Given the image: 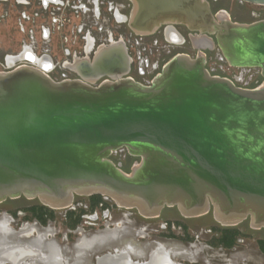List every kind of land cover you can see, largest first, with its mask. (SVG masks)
Returning a JSON list of instances; mask_svg holds the SVG:
<instances>
[{
	"label": "water",
	"instance_id": "water-1",
	"mask_svg": "<svg viewBox=\"0 0 264 264\" xmlns=\"http://www.w3.org/2000/svg\"><path fill=\"white\" fill-rule=\"evenodd\" d=\"M132 3L135 34L165 26L170 41L183 24L196 32L198 54L175 55L150 85L123 77L122 43L82 66L84 81L31 66L0 71V202L24 196L60 209L100 194L144 217L212 207L222 225L249 218L264 228V80L244 88L213 75L202 51L216 44L230 66L259 67L264 77V20L233 22L207 0ZM103 75L111 80L93 85ZM118 149L139 158L129 172L111 158Z\"/></svg>",
	"mask_w": 264,
	"mask_h": 264
},
{
	"label": "flooded vegetation",
	"instance_id": "flooded-vegetation-1",
	"mask_svg": "<svg viewBox=\"0 0 264 264\" xmlns=\"http://www.w3.org/2000/svg\"><path fill=\"white\" fill-rule=\"evenodd\" d=\"M207 1L213 14L225 12L233 22L264 20V5L243 0ZM234 2L247 5L244 17L233 16ZM132 7V0H0V71L31 66L55 81H84L82 66L91 64L102 50L122 43L130 59L123 77L150 85L175 55L198 54L191 39L196 32L183 24L174 25L182 38L174 35L170 41L165 26L150 35L135 34L128 23ZM202 51L213 75L227 77L244 88H256L264 80L259 67L230 66L216 44ZM105 80L111 78L103 75L93 85ZM111 158L127 172L139 161L125 149H118ZM0 223L7 229L5 236L0 235L3 264H44L40 257L49 248L55 257L47 264H75L74 248L79 242L115 230L121 231L118 240L88 250L80 256L79 264H101L105 259L122 264V258L126 260L123 264H160L159 258L166 260L162 264H252L253 258L244 253L249 241H253L256 255L264 258V236L253 234L264 228H253L249 218L236 225H222L215 220L212 207L199 216H184L176 206H165L157 216L144 217L100 194L75 195L69 206L60 209L20 196L0 202ZM26 227L32 232L20 235ZM46 230L49 233L33 241ZM127 246L140 252L137 256L122 253ZM30 248L35 253L23 258L9 250L19 249L21 254ZM5 249L10 252L5 253Z\"/></svg>",
	"mask_w": 264,
	"mask_h": 264
},
{
	"label": "bare ground",
	"instance_id": "bare-ground-1",
	"mask_svg": "<svg viewBox=\"0 0 264 264\" xmlns=\"http://www.w3.org/2000/svg\"><path fill=\"white\" fill-rule=\"evenodd\" d=\"M23 54V53H22ZM8 227V226H7ZM34 228V227H33ZM126 228V227H125ZM32 229V228H31ZM6 231H7V229L5 228V226H3L2 225V223H0V235H3V236H5L7 233H6ZM49 230H46V231H44V232H39V237L37 238V239H35V240H33V241H35V242H37V241H39L44 235H46L47 233H49L48 232ZM31 232H32V230H31ZM30 232V228L28 227H26V228H24V229H22L20 232H19V234L20 235H28V233H31ZM8 234H10V233H8ZM38 234V233H37ZM52 235V234H51ZM121 236V231H119V230H115V231H113V232H110V233H108V232H105V233H101V234H97V235H94V236H92L91 238H86V239H84L83 241H81V242H79L76 246H75V248H74V252H75V255H76V261L74 262L75 264H79L80 263V256H82V254H84V253H86L88 250H91V249H93V248H96V247H102L103 245H107L109 242H111V241H116V240H118L119 239V237ZM85 238V237H84ZM43 240V239H42ZM41 240V241H42ZM33 241H30V242H33ZM27 242V241H26ZM43 242V241H42ZM22 243V242H21ZM34 243V242H33ZM49 243V245L51 244V241L50 242H48ZM22 244H24V243H22ZM42 244V243H41ZM46 244H47V242H46ZM52 244H54L53 242H52ZM12 246V245H11ZM45 247V246H44ZM5 248H7V247H5ZM32 248V247H31ZM30 248V249H31ZM46 248V247H45ZM161 248V247H160ZM33 249V248H32ZM31 249V251H27V253H21L20 254V252H19V249H9V250H11L13 253L14 252H16L15 253V255L16 254H18L19 253V255L21 256V258H23L25 255H27V254H31V255H33V253H35V251H33ZM35 249V248H34ZM57 249V248H56ZM125 249V250H124ZM124 249H121V250H124L122 253H130V252H132L133 254H135L136 256H137V254H138V252H140V249H136L135 247H132V246H127L126 248H124ZM6 250H8V249H5V253H6ZM8 250V253L10 252ZM58 250V249H57ZM157 250V249H156ZM167 250V249H166ZM37 251H39V250H37ZM37 251H36V253H37ZM49 251V252H48ZM48 251L47 252H45V254H43V257H40V259H42L43 260V262H46V263H44V264H47V263H50V262H53L54 260H53V258L55 257L54 256V253L52 252V248H49L48 249ZM168 251V250H167ZM4 252V251H3ZM25 252V251H24ZM120 252V251H119ZM156 252V251H155ZM154 252V253H155ZM159 252V251H158ZM1 254H3L2 252H0ZM39 254H40V252H38ZM115 253V252H114ZM131 253V254H132ZM141 254V253H140ZM165 255H167L166 253H164ZM38 255V254H37ZM155 255V254H154ZM164 255V256H165ZM1 256V255H0ZM3 256H5V255H3ZM7 256V255H6ZM5 256V257H6ZM9 256H10V254H9ZM18 256V255H17ZM30 256V255H29ZM61 256V255H60ZM125 256V255H124ZM130 256V255H129ZM139 256V255H138ZM186 256V255H185ZM52 257V258H51ZM104 258H105V256H103ZM108 257H110V256H108ZM108 257H107V259H108ZM153 257V256H152ZM161 257V256H160ZM27 258V257H26ZM26 258H24V259H26ZM111 258V257H110ZM155 258H158V257H155ZM7 259V258H6ZM160 259V264H162V263H164L166 260L163 258H159ZM101 260V259H100ZM122 260L123 261H126V260H124L123 258H122ZM165 260V261H164ZM35 261V260H34ZM109 261V260H108ZM114 261V260H113ZM118 262H117V264H121L120 262H119V260H117ZM121 261V260H120ZM122 261V264L124 263ZM152 261V260H151ZM36 262V261H35ZM100 262V261H99ZM111 262V261H110ZM110 262L108 263V262H106V259L103 261L102 260V263L101 264H110ZM153 262V261H152ZM20 263V262H19ZM115 263V262H114ZM129 263V262H128ZM0 264H3V261H2V263H0ZM23 264H35V263H33V262H29L28 263V261L27 262H24ZM57 264V263H56ZM99 264V263H98ZM127 264V263H126ZM165 264H167V263H165Z\"/></svg>",
	"mask_w": 264,
	"mask_h": 264
},
{
	"label": "rangeland",
	"instance_id": "rangeland-1",
	"mask_svg": "<svg viewBox=\"0 0 264 264\" xmlns=\"http://www.w3.org/2000/svg\"><path fill=\"white\" fill-rule=\"evenodd\" d=\"M246 6L247 5H244V4H241L238 2H234V4H232V6H231V12H232L233 16L236 18L244 17L245 16V10L247 8ZM253 234L256 236H258V235L264 236V231L263 230L256 231ZM244 247H245L244 253L249 254L253 258L252 264H264V258H262L259 255H256V247L253 244V241H249V243Z\"/></svg>",
	"mask_w": 264,
	"mask_h": 264
},
{
	"label": "built area",
	"instance_id": "built-area-1",
	"mask_svg": "<svg viewBox=\"0 0 264 264\" xmlns=\"http://www.w3.org/2000/svg\"><path fill=\"white\" fill-rule=\"evenodd\" d=\"M209 72H210V71H209ZM116 151H117V150H116ZM116 151H114V152H116ZM114 152H113V153H114ZM113 153H112V154H113ZM111 156H112V155H111Z\"/></svg>",
	"mask_w": 264,
	"mask_h": 264
},
{
	"label": "trees",
	"instance_id": "trees-1",
	"mask_svg": "<svg viewBox=\"0 0 264 264\" xmlns=\"http://www.w3.org/2000/svg\"><path fill=\"white\" fill-rule=\"evenodd\" d=\"M232 242H230L229 244H231Z\"/></svg>",
	"mask_w": 264,
	"mask_h": 264
}]
</instances>
